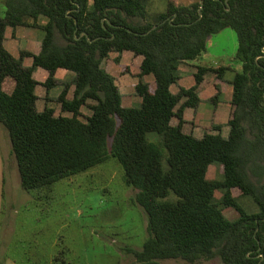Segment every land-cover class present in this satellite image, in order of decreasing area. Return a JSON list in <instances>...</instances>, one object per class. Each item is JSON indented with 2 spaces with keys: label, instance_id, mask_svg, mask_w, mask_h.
Returning a JSON list of instances; mask_svg holds the SVG:
<instances>
[{
  "label": "trees",
  "instance_id": "obj_1",
  "mask_svg": "<svg viewBox=\"0 0 264 264\" xmlns=\"http://www.w3.org/2000/svg\"><path fill=\"white\" fill-rule=\"evenodd\" d=\"M201 1H170L154 23L145 0H4L0 16V125L9 132L22 187L41 194L116 159L126 185L138 190L134 204L148 218L143 248H126L136 264H264V0ZM7 27L41 30V52L14 57L4 45ZM229 28L237 33L243 66L231 82L230 134L197 139L183 130L184 111L200 104L197 91L206 73L222 79L228 68L200 66L194 87L177 94L171 87L182 77L181 64L198 59L209 38ZM125 51L143 58L139 106H124L116 77L102 67L111 54H118L114 61L120 64ZM26 57L33 58L32 67L24 65ZM36 68L49 72L48 89L57 85L59 69L75 73L73 98L69 84L58 98L69 116L38 110ZM122 73L133 74L129 67ZM149 75L155 91L143 81ZM215 163L223 166V178L210 180ZM237 190L253 199L256 213L243 207ZM225 208L239 218L228 219Z\"/></svg>",
  "mask_w": 264,
  "mask_h": 264
},
{
  "label": "rangeland",
  "instance_id": "obj_2",
  "mask_svg": "<svg viewBox=\"0 0 264 264\" xmlns=\"http://www.w3.org/2000/svg\"><path fill=\"white\" fill-rule=\"evenodd\" d=\"M145 1L148 20L154 23L160 13L166 10L169 0ZM184 2L188 3L190 0ZM233 32L237 36V33ZM215 43L232 48V44L220 36L211 39L210 44ZM112 56L113 59L118 54ZM126 63L133 67L132 71L135 73L138 63L134 59H125L124 64ZM109 65V68L114 66L112 72L118 68L113 60H110ZM116 82L126 95V103L137 104V93L132 88L134 83L138 82L137 75H119ZM58 107V115H62L61 105L58 104ZM151 138L157 139L155 135H151ZM8 146L11 152L9 132L0 125V176L3 173L4 156L7 159ZM11 157L5 168V196H0V242L45 243L58 239L73 247L77 255L84 257L86 253L91 264H136L134 258L126 252V248H143L148 238V218L144 210L134 204L138 190L126 185L124 169L116 159L110 158L87 172L56 183L51 191L39 194L22 187L16 159L13 154ZM222 178L223 166L220 163L212 164L208 179ZM40 195L44 198L38 200L37 196ZM235 195L249 213L258 211V206L251 197L241 195L238 190ZM221 198L222 192L218 191L216 200ZM223 212L230 220H236L240 216L233 208H225ZM10 229L15 230V233H8ZM159 264L189 263L164 260ZM198 264L222 263L216 259Z\"/></svg>",
  "mask_w": 264,
  "mask_h": 264
},
{
  "label": "crops",
  "instance_id": "obj_3",
  "mask_svg": "<svg viewBox=\"0 0 264 264\" xmlns=\"http://www.w3.org/2000/svg\"><path fill=\"white\" fill-rule=\"evenodd\" d=\"M170 1H173L177 5H189L194 3L192 0H190L188 3H185L186 1L184 2V0H169L168 4ZM168 4L166 10L162 13L167 11ZM5 11L6 7L4 0H0V16H4ZM162 13H160V15ZM40 21L42 24L46 23L45 19H41ZM233 31L234 30L229 28L210 37L206 52H204L196 60L181 64L180 70L182 77L178 84H174L171 87V91L174 94L179 93L181 88L191 89L194 87L196 85L195 75L198 72V68L200 66L211 67L215 69L221 67L228 68V70L223 74L222 79H220L215 72L210 71L206 73L204 81L199 86L197 91V94L201 100L200 104L196 108L187 107L184 111L185 123L183 130L186 134L192 135L197 139L203 138L206 134H221L224 138L229 137V122L232 119L234 113V105L232 103L234 87L231 82L235 74L241 72L243 68L242 63L237 59L239 42ZM219 36L226 39V41H229L232 44V48L219 43H215L213 45L210 44V41L213 39V37ZM43 38L44 33L36 28L7 27L4 45L14 57L19 58L22 51L32 54H39L42 50ZM112 55L113 54H111L109 59L105 61L106 65L105 62L102 64V67L113 74L116 77V80L119 75L127 74L122 73V67H129L131 71L133 70V67L129 66V63L124 64L125 59H134L138 65L136 66V71L133 74L137 75L140 73V66L143 62L142 57L135 56V54L131 51H125L121 55L120 64L115 63L118 68L115 69V72H112V70H114V66L111 67L113 69L109 68L110 60L114 61L116 58L115 57L112 59ZM33 62L34 60L32 57H26L24 59V65L26 67H32ZM49 75V72L43 68H36L34 71V77L40 83L36 90L37 96L39 98L37 101V108L40 112H43L47 107L53 108L56 112V116H60L58 115V104H61L58 102V98L63 92L66 84L71 85L68 98H73L75 90L74 81L76 75L74 72L68 71L66 69H59L55 75L57 85L51 89H48L44 86V83L49 78ZM137 79L138 82H135L132 87L135 93L136 85L139 83V77H137ZM143 81L149 84V87L152 91L156 90L154 76H145ZM119 89L122 94L124 106L134 107L141 104L142 98L138 94L136 97L137 104H127L125 101V93L123 92L122 88L119 87ZM216 96H219V98L218 100L214 101L213 99ZM185 101H187V98L182 100L179 107L184 104ZM89 103L93 105L95 104L93 101H90ZM82 112L84 116L91 115V110L87 107H83ZM62 115L69 116L67 113H63ZM172 124L177 126L179 124V119L175 117L172 120ZM7 152V159L4 156L2 161L3 173L0 176V196H5V168L8 165V160L12 159V145L11 152L10 146L6 148V153ZM8 233L13 234L15 233V230L10 229ZM84 254V257H82L80 254L77 255L73 247H71L69 244L61 242L58 239L45 243H28L24 241H17L15 243L10 241L0 242V264H91L87 259L86 253Z\"/></svg>",
  "mask_w": 264,
  "mask_h": 264
},
{
  "label": "water",
  "instance_id": "obj_4",
  "mask_svg": "<svg viewBox=\"0 0 264 264\" xmlns=\"http://www.w3.org/2000/svg\"><path fill=\"white\" fill-rule=\"evenodd\" d=\"M203 3H204V1L202 0V1H201V4L203 5ZM156 28H157V26H155L153 29H156Z\"/></svg>",
  "mask_w": 264,
  "mask_h": 264
}]
</instances>
